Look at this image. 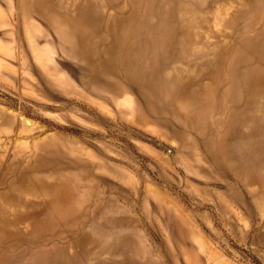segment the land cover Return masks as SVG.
<instances>
[{"label": "rangeland", "instance_id": "374dc122", "mask_svg": "<svg viewBox=\"0 0 264 264\" xmlns=\"http://www.w3.org/2000/svg\"><path fill=\"white\" fill-rule=\"evenodd\" d=\"M0 173V264H264V0H0Z\"/></svg>", "mask_w": 264, "mask_h": 264}, {"label": "bare ground", "instance_id": "6f19581e", "mask_svg": "<svg viewBox=\"0 0 264 264\" xmlns=\"http://www.w3.org/2000/svg\"><path fill=\"white\" fill-rule=\"evenodd\" d=\"M2 171V170H1ZM1 174V173H0ZM64 217V216H63Z\"/></svg>", "mask_w": 264, "mask_h": 264}]
</instances>
